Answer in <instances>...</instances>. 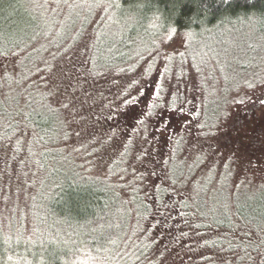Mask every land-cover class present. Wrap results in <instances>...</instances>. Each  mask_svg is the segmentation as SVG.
Segmentation results:
<instances>
[{
    "label": "rangeland",
    "instance_id": "1",
    "mask_svg": "<svg viewBox=\"0 0 264 264\" xmlns=\"http://www.w3.org/2000/svg\"><path fill=\"white\" fill-rule=\"evenodd\" d=\"M162 28L0 0L5 264H264V18Z\"/></svg>",
    "mask_w": 264,
    "mask_h": 264
},
{
    "label": "trees",
    "instance_id": "2",
    "mask_svg": "<svg viewBox=\"0 0 264 264\" xmlns=\"http://www.w3.org/2000/svg\"><path fill=\"white\" fill-rule=\"evenodd\" d=\"M121 2L124 5L139 3L147 12V21L159 23L163 26L162 29L168 27L177 30L197 29L240 16L264 18V0H121ZM228 227L226 224L221 225V228ZM232 246L236 245L233 243ZM0 264H5L1 257Z\"/></svg>",
    "mask_w": 264,
    "mask_h": 264
}]
</instances>
